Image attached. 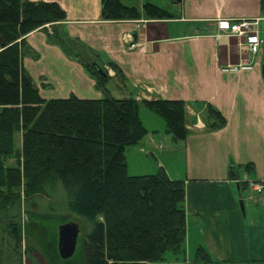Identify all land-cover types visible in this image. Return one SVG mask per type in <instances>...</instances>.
<instances>
[{"label": "crops", "instance_id": "obj_1", "mask_svg": "<svg viewBox=\"0 0 264 264\" xmlns=\"http://www.w3.org/2000/svg\"><path fill=\"white\" fill-rule=\"evenodd\" d=\"M29 1L54 2L66 13L64 22L26 36L30 53L23 67L40 96H103L94 77L48 41L57 31L98 55L110 96L183 101L188 134L178 142L166 134L162 119L140 106L147 134L126 148L127 174L162 169L184 183L185 255L204 247L210 258L195 264H264V190H253L255 183L264 185V0H128L141 17L119 22L101 20V0ZM144 3L171 18L147 19ZM239 19L259 20L262 45L255 55L217 29L220 20ZM208 104L225 118L224 127L208 128ZM17 141L19 149L21 136Z\"/></svg>", "mask_w": 264, "mask_h": 264}, {"label": "trees", "instance_id": "obj_2", "mask_svg": "<svg viewBox=\"0 0 264 264\" xmlns=\"http://www.w3.org/2000/svg\"><path fill=\"white\" fill-rule=\"evenodd\" d=\"M141 11L150 20L171 18L151 3H144ZM100 17L138 20L141 12L128 0H101ZM65 20L66 13L54 2L0 0V264H38V256L47 264L16 220L24 208L35 211L34 199L50 198L47 189L58 185L65 192L67 211L90 226L83 243L84 264H187L185 259L163 262L167 251L185 256L184 183L170 180L162 169L129 176L125 160L126 148L147 134L140 106L160 117L166 134L178 142L188 134L185 104L110 96L107 75L97 71L106 74L98 55L57 31L47 35L48 41L94 77L103 96L43 99L23 67V56L30 53L26 36ZM109 66L119 72L114 64ZM206 119L210 130L226 124L209 104ZM239 186L246 188L245 183ZM209 260L204 247H197L195 261Z\"/></svg>", "mask_w": 264, "mask_h": 264}, {"label": "rangeland", "instance_id": "obj_3", "mask_svg": "<svg viewBox=\"0 0 264 264\" xmlns=\"http://www.w3.org/2000/svg\"><path fill=\"white\" fill-rule=\"evenodd\" d=\"M26 47L28 48L27 41H26ZM24 57L25 55L23 56V59ZM91 57L93 58L92 55ZM110 89L115 91V89L112 86L110 87ZM115 92L116 94H118L117 91ZM100 93L102 92L100 91ZM112 96L118 98V95H112ZM144 109L145 111H148L146 108ZM158 119L161 118L159 117ZM18 138L19 136L15 138L16 147L20 145V143L17 141ZM10 163H12V161H10ZM47 190L50 193V198L47 196H38L37 198H35L34 199L36 203L35 211H31L32 208L31 209L24 208L19 219H17L16 221L20 222L24 233V237H29L34 242V244L37 247H39V249L41 250L42 254L44 255L47 261V264H84L83 243L86 240V236L89 232L90 226L88 222L83 218L71 214L67 211V206H66L67 199L65 192L63 191L61 186L58 185V187H55L53 189L48 188ZM100 219L101 218L98 217V220ZM67 222L77 223L79 225L80 232L77 239V245L74 254L67 259H61L59 257L57 250L58 226ZM2 224H4V222L1 223V225ZM195 251H196L195 249L194 250L191 249L189 252V256L187 257L186 255L184 256L183 254L180 253H173L171 251H167L163 256V262L181 263L185 259L189 261L190 264H195L194 263ZM35 261L38 264H45L41 256L35 257ZM24 264H27V260L25 261ZM148 264H155V263L149 262Z\"/></svg>", "mask_w": 264, "mask_h": 264}, {"label": "built area", "instance_id": "obj_4", "mask_svg": "<svg viewBox=\"0 0 264 264\" xmlns=\"http://www.w3.org/2000/svg\"><path fill=\"white\" fill-rule=\"evenodd\" d=\"M217 29L227 37H235L244 43L250 54L255 55L259 52L262 45L260 36L259 20L258 19H239V20H220L217 23ZM134 48V45H130ZM255 193H262L264 185L255 183L253 185Z\"/></svg>", "mask_w": 264, "mask_h": 264}, {"label": "water", "instance_id": "obj_5", "mask_svg": "<svg viewBox=\"0 0 264 264\" xmlns=\"http://www.w3.org/2000/svg\"><path fill=\"white\" fill-rule=\"evenodd\" d=\"M101 75H106L101 69H97ZM80 228L75 222H67L58 226L57 250L61 259L71 257L76 249Z\"/></svg>", "mask_w": 264, "mask_h": 264}]
</instances>
